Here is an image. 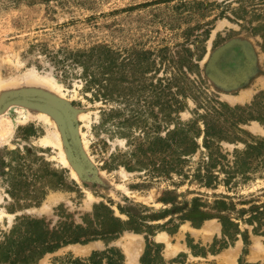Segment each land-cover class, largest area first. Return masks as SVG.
Wrapping results in <instances>:
<instances>
[{
  "label": "rangeland",
  "instance_id": "1",
  "mask_svg": "<svg viewBox=\"0 0 264 264\" xmlns=\"http://www.w3.org/2000/svg\"><path fill=\"white\" fill-rule=\"evenodd\" d=\"M136 109L151 122L171 115L161 137L195 123L190 175L207 159V125L230 161L264 141V0H0V242L36 219L68 238L97 235L38 264L109 250L143 264L149 245L145 264H264V227L247 221L264 206L259 155L230 184L218 169L206 185L136 165L143 133L121 127ZM224 217L239 232L223 233ZM112 218L128 230L108 237Z\"/></svg>",
  "mask_w": 264,
  "mask_h": 264
},
{
  "label": "trees",
  "instance_id": "2",
  "mask_svg": "<svg viewBox=\"0 0 264 264\" xmlns=\"http://www.w3.org/2000/svg\"><path fill=\"white\" fill-rule=\"evenodd\" d=\"M120 92L123 93L124 88ZM160 108L162 112L165 109H172L173 105H170L168 102H163L160 103ZM175 110L177 112L179 109L176 108ZM124 112L123 110L117 113L111 110V113L105 114L107 117L109 115V119L111 120L116 115H121ZM146 113L147 111L144 112L136 109L133 111L132 117L123 119L121 124V127L127 126L130 129L135 127L143 133L138 147H135L133 151L129 152L131 158H145L146 161L137 159L135 161L136 165L144 162L142 164L147 166L150 163L161 173L169 174L176 171L177 173H181V175L183 174V177H192L193 182L206 185L218 179L219 175H215V169H218V172L224 173V182L227 184H230L238 177L247 179L249 171L253 168L248 160L253 155L258 154L261 159L260 163L264 165V141L257 142L256 144L245 143L247 144L245 150H236L233 154V160L230 161L228 155L216 153V151L212 150L216 135L213 133L212 127L207 125L204 130L203 140V147L208 150L207 159L197 165V168L191 173L192 176L187 174L188 172L183 173L184 165L188 163V159L198 150L197 143L191 138L195 123L190 122L185 124L177 122L173 130H169L164 137H161L160 134H156L157 129L161 126L160 121L168 126L174 119L171 115H165L161 120L157 116H153L154 121L151 122L150 116ZM227 140H230L229 142L231 143L234 142V139L227 138ZM128 168L134 169L137 167L130 165ZM189 169L191 168L189 167ZM112 220L116 226L111 231L105 233L108 237L128 230L129 223H124L115 218H112ZM247 221L256 225L254 228L256 232L261 231L260 229L264 227V206H252ZM221 223L223 233H231V228L233 227L239 232L238 224L230 217L222 218ZM78 229L79 232H82V228ZM61 233H63V237L60 235ZM66 233V228H63L61 231H50L45 226V223L40 220H23L22 223L15 225L9 233L5 234L3 240L0 242V264H38L45 255L53 253L61 245L92 241L97 237L96 234L87 235L86 233H80L77 235V233H74L73 237L68 238L66 237ZM151 249L149 245L142 259L143 264H145ZM97 257L100 258L96 259ZM104 259L107 260V264H117L123 261V257L117 251L109 250L103 253H95L88 260L78 261L77 264H96Z\"/></svg>",
  "mask_w": 264,
  "mask_h": 264
},
{
  "label": "bare ground",
  "instance_id": "3",
  "mask_svg": "<svg viewBox=\"0 0 264 264\" xmlns=\"http://www.w3.org/2000/svg\"><path fill=\"white\" fill-rule=\"evenodd\" d=\"M59 135H60V133H59ZM56 136V139H57V135H55ZM58 140V139H57ZM49 143V142H48Z\"/></svg>",
  "mask_w": 264,
  "mask_h": 264
}]
</instances>
